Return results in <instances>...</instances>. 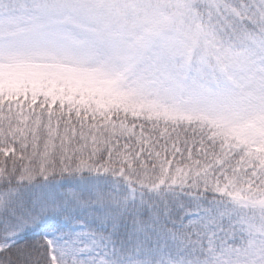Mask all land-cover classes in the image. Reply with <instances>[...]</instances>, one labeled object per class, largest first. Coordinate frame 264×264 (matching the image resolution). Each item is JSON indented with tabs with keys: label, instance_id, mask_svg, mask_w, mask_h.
<instances>
[{
	"label": "snow or ice",
	"instance_id": "6c2138e0",
	"mask_svg": "<svg viewBox=\"0 0 264 264\" xmlns=\"http://www.w3.org/2000/svg\"><path fill=\"white\" fill-rule=\"evenodd\" d=\"M0 264H264V0H0Z\"/></svg>",
	"mask_w": 264,
	"mask_h": 264
}]
</instances>
